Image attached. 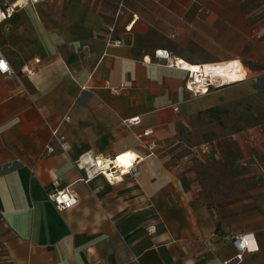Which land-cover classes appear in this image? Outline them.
<instances>
[{
  "label": "crops",
  "instance_id": "0c3cea01",
  "mask_svg": "<svg viewBox=\"0 0 264 264\" xmlns=\"http://www.w3.org/2000/svg\"><path fill=\"white\" fill-rule=\"evenodd\" d=\"M262 29L264 0H44L0 22V264H225L244 235L240 264H264ZM179 60L244 77L196 96ZM237 103L254 124L191 144L196 112ZM129 152L113 183L94 166ZM52 188L78 204L59 211Z\"/></svg>",
  "mask_w": 264,
  "mask_h": 264
},
{
  "label": "built area",
  "instance_id": "2783aa9c",
  "mask_svg": "<svg viewBox=\"0 0 264 264\" xmlns=\"http://www.w3.org/2000/svg\"><path fill=\"white\" fill-rule=\"evenodd\" d=\"M41 1H44V0H0V22H4L8 20L10 17H12V15L17 10L30 6V5H35ZM200 12H203V10H200ZM110 31H112V29H110ZM257 35L259 37L264 36V29L258 31ZM108 43L116 47L122 44L120 40H113V39H110ZM154 56L160 61H165V64L167 66H173V63H171L170 61L172 58V55L168 50L158 49L155 51ZM0 62H2L3 64V66L0 67V75L11 76L14 74V71L12 70V67L9 61L4 55V53L2 52L1 48H0ZM36 63L37 61H35L33 64L24 66L21 69V74H25L29 76L35 75ZM190 79H191V76H190ZM191 83H194V80L190 81L187 84V88L194 95L199 96L200 94H203L201 91L196 92L194 90H191L189 86V84ZM210 83L212 84V82ZM221 83H223V81ZM206 85L207 87H209L210 84H206ZM111 89L114 94H119L120 92V89H117V88H111ZM125 123L128 126H139L142 123V119L140 116H135V117H132L126 120ZM151 133L152 132L150 130H146L144 132V135L149 136L151 135ZM53 135L54 137L57 138L58 142L61 145V148L63 150H66L68 148V144L65 141V137L63 135L58 134L57 130L53 131ZM148 146L151 151H153L156 147L154 142L150 143ZM201 151L202 153H206L208 151V148L207 147L203 148ZM116 159H118V157ZM109 172H110L109 174H106L103 170H99V173L103 174L106 177L108 182L113 183L117 181L118 180L117 170L114 169V170H110ZM48 199L55 205V207L59 211L71 209L74 206H76L79 202L78 195L75 193V191H73L70 188H65L61 190L57 188L49 189ZM233 242L237 246L238 254L235 256V258L229 261H226L225 264H240L243 260L242 253L251 249L252 238H251V235L237 236L233 238Z\"/></svg>",
  "mask_w": 264,
  "mask_h": 264
},
{
  "label": "rangeland",
  "instance_id": "374dc122",
  "mask_svg": "<svg viewBox=\"0 0 264 264\" xmlns=\"http://www.w3.org/2000/svg\"><path fill=\"white\" fill-rule=\"evenodd\" d=\"M196 57L199 59L202 58V56L199 55H196ZM221 63L224 62L209 64L217 65ZM199 75L202 76V74ZM207 79L208 81H205V85L211 84L210 82H212V85L221 83L217 78H215L217 81L215 79H212L211 81V77H208L205 80ZM196 87L202 88L204 85L201 86V83H196ZM246 106L248 105L237 103L228 108H214L207 111L196 112L194 117L188 120L185 125V129L191 126V130L186 131V133H190V137H193L191 144L199 146V144L201 145L204 143V139L206 138L213 140L218 147H223L219 142L227 136L224 134L229 131L240 132L242 129H247L249 128L248 126L255 123L257 111L250 109V107L247 109L245 108Z\"/></svg>",
  "mask_w": 264,
  "mask_h": 264
},
{
  "label": "bare ground",
  "instance_id": "6f19581e",
  "mask_svg": "<svg viewBox=\"0 0 264 264\" xmlns=\"http://www.w3.org/2000/svg\"><path fill=\"white\" fill-rule=\"evenodd\" d=\"M177 62H178V65H180L187 71H190L192 72V74H194V83L191 84L194 87H190V88L191 90H194L196 92H200V91L203 92L208 89L207 85H205L206 83L205 81H208V79L207 80L205 79L208 77H211V81L212 79L214 80L215 78H217V80L219 79L218 81H221V82L223 81L224 83H234V82H237L243 79L244 77V73L242 71L241 65L238 62H233L228 65H217V66L216 65H211V66L206 65L204 67L191 66L181 60ZM199 74H202V76ZM195 83H201V86L204 85V87L202 88L195 87L196 86ZM92 160L93 159L91 158V161ZM134 160H135V155L129 152L124 155H121L115 161H105L104 162L100 160L98 161V164L97 163L95 164L94 162L93 164H95L94 166L97 167L98 170H103L106 174H109L110 170L116 169L117 171H119L122 169L129 168L134 163ZM118 179H121L120 176H118Z\"/></svg>",
  "mask_w": 264,
  "mask_h": 264
},
{
  "label": "water",
  "instance_id": "95a60500",
  "mask_svg": "<svg viewBox=\"0 0 264 264\" xmlns=\"http://www.w3.org/2000/svg\"><path fill=\"white\" fill-rule=\"evenodd\" d=\"M200 77H201V76H200ZM226 84H228V83H224V82H223V83H220L219 85H226Z\"/></svg>",
  "mask_w": 264,
  "mask_h": 264
},
{
  "label": "snow or ice",
  "instance_id": "6c2138e0",
  "mask_svg": "<svg viewBox=\"0 0 264 264\" xmlns=\"http://www.w3.org/2000/svg\"><path fill=\"white\" fill-rule=\"evenodd\" d=\"M3 66V64H2V62H0V67H2Z\"/></svg>",
  "mask_w": 264,
  "mask_h": 264
}]
</instances>
